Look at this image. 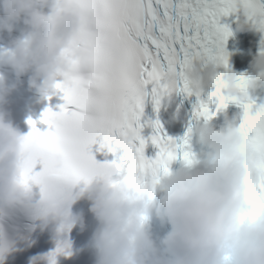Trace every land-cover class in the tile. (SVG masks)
<instances>
[{
    "label": "clouds",
    "instance_id": "1",
    "mask_svg": "<svg viewBox=\"0 0 264 264\" xmlns=\"http://www.w3.org/2000/svg\"><path fill=\"white\" fill-rule=\"evenodd\" d=\"M18 21L28 27L0 47V65L15 75L8 81L0 73V264L15 250L16 239L7 232L5 218L17 208L30 221L24 225L29 232L47 228L55 242L30 264L39 258L58 264L59 256H72L71 230L85 226L83 211L73 209L82 198L90 201L89 211L98 222L89 241L94 264H264V206L250 216L246 198L254 154L227 114L220 128L207 120L193 125L189 132L208 151L195 153L191 163L169 167L155 184L150 178L130 183L127 167L117 159L96 160L91 145L99 135L88 146L94 164L82 179L47 175L45 160L30 159L23 147L25 134L13 124L5 105L24 74L40 98L54 94L57 82L70 73L87 76L81 71L87 69V60L76 41L86 19L77 0H0V33L11 34ZM246 24L240 20L237 30L244 31ZM252 65L256 77L241 80L235 73L225 74L226 96L242 101L248 88L257 87V79L264 77V51L254 56ZM216 69L210 62H190L185 74L192 91H206L215 82ZM173 90H162L160 97ZM100 147L109 150L103 137ZM152 216L170 226L158 238L150 230Z\"/></svg>",
    "mask_w": 264,
    "mask_h": 264
},
{
    "label": "snow or ice",
    "instance_id": "2",
    "mask_svg": "<svg viewBox=\"0 0 264 264\" xmlns=\"http://www.w3.org/2000/svg\"><path fill=\"white\" fill-rule=\"evenodd\" d=\"M86 19L76 37L87 60V76L70 73L57 82L63 103L58 111L45 107L40 121L31 118L30 131L23 147L30 159L46 161V174L66 180H79L94 161L88 146L99 135L109 151L123 149L119 163L128 169V181L155 184L167 174L171 161L179 156L191 163L195 153L189 143V131L183 136L161 134L159 119L151 122L155 134L147 139L158 151L146 157V138L141 135L145 86L152 84L156 108L162 90L174 88L186 95L195 93V117L206 120L213 115L209 101L193 92L186 77L190 62L216 66L226 64L222 40L229 35L221 16L243 10L251 18L264 17V0H77ZM264 23V19L260 21ZM243 80V79H241ZM215 93L221 95L222 74H216ZM239 126L246 146L254 154L246 198L250 216L264 206V108L249 114L244 105ZM28 170L24 177L27 178Z\"/></svg>",
    "mask_w": 264,
    "mask_h": 264
},
{
    "label": "bare ground",
    "instance_id": "3",
    "mask_svg": "<svg viewBox=\"0 0 264 264\" xmlns=\"http://www.w3.org/2000/svg\"><path fill=\"white\" fill-rule=\"evenodd\" d=\"M25 224H27V223L25 222ZM25 224H24V225H25ZM26 229H27V228L24 227V231H25ZM22 232H23V231H22ZM25 234H26V232H25Z\"/></svg>",
    "mask_w": 264,
    "mask_h": 264
}]
</instances>
